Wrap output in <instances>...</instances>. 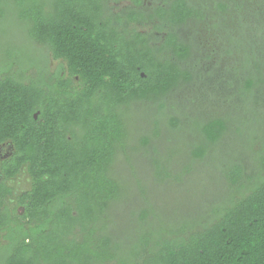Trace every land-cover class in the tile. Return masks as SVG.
<instances>
[{
  "label": "trees",
  "instance_id": "trees-1",
  "mask_svg": "<svg viewBox=\"0 0 264 264\" xmlns=\"http://www.w3.org/2000/svg\"><path fill=\"white\" fill-rule=\"evenodd\" d=\"M116 1L0 0V143L14 148L0 169L27 174L31 193L45 197L30 214L24 194L18 215L0 181V264H264V0L113 12ZM151 20L163 33L157 43L137 28ZM189 20L212 41L206 77L239 91L237 117L187 100L200 50L197 34L186 41L176 28ZM243 49L251 59L239 66ZM227 122L238 124L234 134ZM149 146L152 182L215 179L224 196L192 220H165L134 175L136 153ZM125 198L135 228L126 244L111 230V206Z\"/></svg>",
  "mask_w": 264,
  "mask_h": 264
},
{
  "label": "rangeland",
  "instance_id": "rangeland-1",
  "mask_svg": "<svg viewBox=\"0 0 264 264\" xmlns=\"http://www.w3.org/2000/svg\"><path fill=\"white\" fill-rule=\"evenodd\" d=\"M167 0H142L140 4H135L131 0H118L116 2H111L113 8V12H117L119 10L123 9H130V8H140L145 10H150L153 5H158L163 3ZM157 20H151L145 24L138 25L137 28H139L141 31H146L147 33H151L150 36L152 38L153 43H157V36H162V32L160 33L154 26ZM196 20H189L186 24L177 26L176 31L179 34V37L183 40L189 41L193 38L194 34H197L195 36L196 40H194L196 43V46L200 50V55L198 59H190L189 62V68L193 70H198V76L197 78L193 79L195 81L192 85V89L187 94V100H193L191 105L196 110H202V109H212L214 105L220 104L221 107L224 109H232L230 112H228L229 116L233 118L234 116L237 117L239 111V91L236 90V85L228 86V82H214L216 80V75H212L213 78H207L206 73L208 70H212L213 62H209L210 60H207L204 58L205 55L209 53V45L211 44V40L207 37L206 32L203 35L200 32H197L195 29ZM241 33H245L244 28L240 29ZM226 34L230 33H225ZM229 35V36H230ZM240 38V37H239ZM154 39L156 41H154ZM232 48V47H231ZM242 54H244L242 61L240 62L238 59L237 62L238 65H244L248 63V60L250 61L251 55L243 49L241 51ZM225 57L230 56V58H233V54L231 52L229 54L223 55ZM260 60V58H258ZM264 59V57H263ZM213 60H218L217 57H213ZM264 62V60H263ZM240 69V67H239ZM257 94L258 98L260 99L258 104V111L261 113V115L264 116V84H258L257 86ZM175 100L177 97H173ZM230 98V99H229ZM233 103V107L231 108L230 105ZM219 107V106H218ZM242 111H239V114H241ZM225 112H223L224 114ZM167 116V115H166ZM233 123V122H232ZM230 123L227 122L228 128H231L232 133L234 134V131H236V127L238 126L237 123ZM164 123L161 122V125ZM235 124V125H234ZM163 131H166V128L161 126ZM161 140V139H160ZM166 138H163V144L165 142ZM154 141H151V144H153ZM156 142V141H155ZM154 142V144H155ZM225 143V142H224ZM151 146L144 148L142 151L137 152L136 154L138 157L134 160V175L136 176V179L141 183L145 190V194L149 197L150 203L153 205V207L159 211L161 214H163L165 220L172 219L174 222L178 220H192L197 214L201 212H206L213 204H216L218 200H220L224 193L222 192V189L220 185L218 186V182H216L215 179H209L202 182L203 185L197 186L194 183L187 182V183H178V182H172L169 180H165L163 182H152L151 176L153 175V167L150 165L149 156L153 154L154 152L151 151ZM224 148V149H222ZM223 152L226 151L225 144L222 145ZM220 151V150H219ZM218 150H214L213 152L210 151L207 154V158L214 159L216 155L219 153ZM160 154V153H159ZM187 162V161H186ZM144 164H146V168L144 167ZM175 166L179 168V170L182 168V166ZM185 165H190V163L187 162ZM204 165V164H203ZM149 166L151 168H149ZM199 164L194 163L193 165L189 167H196L197 170L203 169V167H197ZM123 165H121V168ZM148 167V168H147ZM150 169V170H149ZM149 170V171H148ZM196 170V169H195ZM195 170L193 169L191 171L194 174ZM194 171V172H193ZM124 173V172H123ZM206 173V172H205ZM124 174H130L128 171H126ZM189 174V175H190ZM207 174V173H206ZM220 176L221 174L218 173ZM150 178V179H149ZM222 182L225 183V180L223 179L221 175ZM136 180V181H137ZM219 182V183H222ZM223 183V184H224ZM124 185L126 187L131 186L133 187V181L129 176L125 177ZM134 197L133 193H130L128 197L132 198ZM130 198L123 199L120 204L112 205L111 210L113 213V219L114 224L111 226V230L113 234H115L116 237L121 238V240L126 244L127 239L129 235L134 234L135 228L132 223L129 222V217L127 213L130 212V209L134 206H132V201ZM129 199L131 203H129ZM141 205L143 202H139ZM139 207V206H138Z\"/></svg>",
  "mask_w": 264,
  "mask_h": 264
},
{
  "label": "flooded vegetation",
  "instance_id": "flooded-vegetation-1",
  "mask_svg": "<svg viewBox=\"0 0 264 264\" xmlns=\"http://www.w3.org/2000/svg\"><path fill=\"white\" fill-rule=\"evenodd\" d=\"M14 148L10 141H4L0 143V162L8 160L13 154ZM43 178H47L44 176ZM4 181L7 191L5 196L7 198L6 203L10 210H13L16 214L21 215L25 212L23 195L29 191V200L27 201V212H35L37 208L43 207L42 201L45 197H39L32 192L33 179L27 174H17L16 176L5 177L0 169V181Z\"/></svg>",
  "mask_w": 264,
  "mask_h": 264
}]
</instances>
